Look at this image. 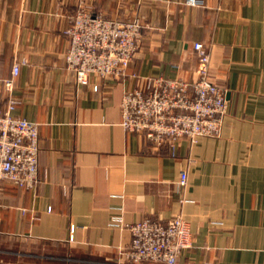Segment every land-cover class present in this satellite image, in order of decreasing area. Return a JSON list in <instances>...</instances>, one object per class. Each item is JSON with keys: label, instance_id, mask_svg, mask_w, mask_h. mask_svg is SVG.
Here are the masks:
<instances>
[{"label": "crops", "instance_id": "0c3cea01", "mask_svg": "<svg viewBox=\"0 0 264 264\" xmlns=\"http://www.w3.org/2000/svg\"><path fill=\"white\" fill-rule=\"evenodd\" d=\"M185 1L0 0V107L14 98L39 124L36 187L0 190V264H154L123 256L130 225L177 214L193 237L177 264H264V0ZM80 4L145 25L125 77L80 84L68 67ZM198 41L227 98L221 132L146 145L121 123L123 95L152 77L193 80Z\"/></svg>", "mask_w": 264, "mask_h": 264}, {"label": "built area", "instance_id": "2783aa9c", "mask_svg": "<svg viewBox=\"0 0 264 264\" xmlns=\"http://www.w3.org/2000/svg\"><path fill=\"white\" fill-rule=\"evenodd\" d=\"M185 2L206 6V0ZM71 21L64 31L70 42L65 59L76 72L77 81L87 84L93 75L102 79L125 77L142 44V21L109 18L84 4ZM193 50L198 59L193 80L152 77L146 79L144 88L135 86L123 95L121 123L146 145L159 149L166 143L176 146L182 139L194 144L201 137L221 132L228 106L225 91L212 76L208 46L198 41ZM25 63L26 58L15 61L12 75L4 80L8 90H13ZM16 104L17 100L10 98L6 108L0 107V190L6 181L22 188H35L38 182L39 124L16 116ZM187 181V170H182L179 186L185 188ZM130 230L132 241L123 256L132 263L177 264L193 239L182 214L166 222L145 218L131 224Z\"/></svg>", "mask_w": 264, "mask_h": 264}, {"label": "trees", "instance_id": "16d2710c", "mask_svg": "<svg viewBox=\"0 0 264 264\" xmlns=\"http://www.w3.org/2000/svg\"><path fill=\"white\" fill-rule=\"evenodd\" d=\"M9 182V181H8ZM11 183V182H10Z\"/></svg>", "mask_w": 264, "mask_h": 264}]
</instances>
